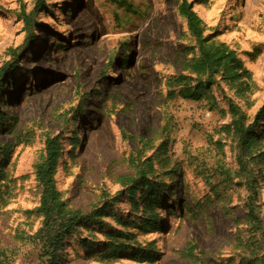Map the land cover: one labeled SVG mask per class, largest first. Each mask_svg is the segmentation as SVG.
Returning a JSON list of instances; mask_svg holds the SVG:
<instances>
[{"label":"rangeland","instance_id":"rangeland-1","mask_svg":"<svg viewBox=\"0 0 264 264\" xmlns=\"http://www.w3.org/2000/svg\"><path fill=\"white\" fill-rule=\"evenodd\" d=\"M43 1L32 11L35 0H0V264H47L34 237L41 218L33 168L46 136L61 149L55 183L67 206L82 213L106 207L110 233L122 230L114 217L120 212L130 244L154 253L152 261L127 253L104 262L96 255L103 245L87 252L67 241L63 264H240L248 182L264 222V163L256 157L264 160V117L256 122L264 105V0H188L204 34L215 32L249 73L243 94L221 87L258 137L252 160L226 132L230 115L215 88L218 107L166 98V80L187 74L183 63L197 57L177 0H124L129 11L116 0ZM21 12L36 22L28 31ZM164 148L158 154L167 168L153 162L156 181L165 185L152 210L157 226L135 230L142 205L131 216L129 198L118 197L119 178L131 174L129 160L138 152L147 157ZM173 168L178 175L169 173ZM84 236L106 241L97 231Z\"/></svg>","mask_w":264,"mask_h":264},{"label":"trees","instance_id":"trees-1","mask_svg":"<svg viewBox=\"0 0 264 264\" xmlns=\"http://www.w3.org/2000/svg\"><path fill=\"white\" fill-rule=\"evenodd\" d=\"M116 1L118 8L129 11V4H126L124 0ZM43 5V0H35L32 11H36ZM194 5L188 0H177L176 14L184 20L187 33L195 42L197 57L188 59L183 63L182 70L187 74H179L166 80V98L171 101L177 99L195 102L205 101L209 105L218 107L217 100L211 92V89L215 88L230 115V121L225 126L226 132H232L235 135L243 151V156L252 160L254 156L251 151L258 141V137L254 134L252 125H244L240 109L225 95L221 87V85L227 86L235 94L241 95L246 89L247 84L244 79L249 77V73L235 52L227 44L217 39L215 32L204 34V23L192 9ZM30 14L26 15L25 12H21L20 16L26 31L30 29L32 23H36ZM6 71L11 75L8 68L1 70V72ZM258 113L256 122L263 121L264 105ZM72 121H76V119L74 118ZM3 128L4 113H0V130ZM72 139L74 144L77 143L75 136ZM164 151L165 148L161 151L157 150L147 157L138 152L129 160L131 174L119 178V185L124 189V192L118 197L125 195L126 198H129V202L132 204L131 216L137 212L138 204L141 203L142 205L143 215L140 218L134 215L135 221L139 220L135 230L147 231L157 226V217L153 211L154 207L160 204L157 192L159 189L165 188V185L156 181L153 162L157 160L160 167L165 170L167 166L161 164L158 154ZM42 154L40 161L33 167L35 180L40 188L38 206L34 211L41 218L40 227L34 237L42 245L47 264L64 263L60 256L66 249L67 241L70 244L78 243L87 252H93L96 247L103 245L104 248L100 252L97 250L96 255L100 261L104 262L116 260L119 256L127 253L135 260H153L152 249L134 248L130 244L133 234L124 230L127 225L120 212H114V217L116 224L121 226L122 230H115L110 233L107 230V224L102 221V218L106 216V207L94 208L88 213H82L68 207L61 199L55 183L57 158L61 154L56 137H45ZM0 156H2L0 160L2 162L4 160V146L0 147ZM256 157L259 159V164L264 163L263 158H261L263 155ZM254 161L256 162L257 159ZM239 162L242 163V161ZM178 172L179 168H173L169 171L172 176L178 175ZM245 189L249 195L242 201V210L247 238L243 242L242 252L246 251L247 255H240L242 260L240 264H264V245L261 241L264 239V222L258 207L261 202L257 198L256 187L252 183L248 182ZM210 192L219 195L214 188H211ZM137 194L139 200H136ZM118 201V199L115 200L114 204ZM82 231L87 232L88 235H93L94 231L102 233L106 241L94 242L87 236L82 237Z\"/></svg>","mask_w":264,"mask_h":264}]
</instances>
